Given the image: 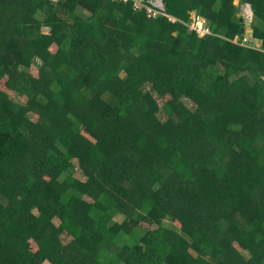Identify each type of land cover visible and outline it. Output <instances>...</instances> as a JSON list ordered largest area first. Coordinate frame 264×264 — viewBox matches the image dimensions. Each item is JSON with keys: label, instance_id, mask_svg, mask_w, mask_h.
<instances>
[{"label": "trees", "instance_id": "16d2710c", "mask_svg": "<svg viewBox=\"0 0 264 264\" xmlns=\"http://www.w3.org/2000/svg\"><path fill=\"white\" fill-rule=\"evenodd\" d=\"M240 1L256 43L235 0H0V264H264V0Z\"/></svg>", "mask_w": 264, "mask_h": 264}, {"label": "rangeland", "instance_id": "374dc122", "mask_svg": "<svg viewBox=\"0 0 264 264\" xmlns=\"http://www.w3.org/2000/svg\"><path fill=\"white\" fill-rule=\"evenodd\" d=\"M235 4L240 6L241 8V11H240V14H245L244 17H245V20L247 21L248 23V26H247V31H248V37L246 38L245 42L247 43H256V39L253 38V35H252V28H251V23H250V20L247 19V13L245 12V10L242 8L243 6L245 5H241V1L240 0H235ZM192 15L195 17L196 15V12H193ZM175 20H177L176 18H174ZM249 21V22H248ZM207 27L211 30L209 24H207ZM44 31H48L47 28L44 29ZM41 65V62L39 60H35V62L33 63L32 67H31V73L34 74L35 76H38L39 75V67ZM122 76L123 77H126V74L125 73H122ZM7 92L10 93L11 97L18 101V102H21L22 104L26 103L27 101V98L25 96H20L18 95L17 93H15L14 91L6 88ZM186 103L189 107L191 108H194L195 107V104L190 101L189 99H186ZM75 165H76V171H75V176L81 180H87V177L81 172L80 168H79V164H78V161L75 160L74 161ZM114 220L115 221H118V222H123L126 220V216L122 215V214H118L114 217ZM54 222L59 225L60 224V219L59 218H55L54 219ZM149 224L147 223H142L141 225H139V228L137 227L138 225L135 224V229L136 231L138 232L139 235L141 236H144L146 234V232L148 231V226ZM151 228H156L155 225H152ZM44 264H52L50 263L49 261H46Z\"/></svg>", "mask_w": 264, "mask_h": 264}, {"label": "built area", "instance_id": "2783aa9c", "mask_svg": "<svg viewBox=\"0 0 264 264\" xmlns=\"http://www.w3.org/2000/svg\"><path fill=\"white\" fill-rule=\"evenodd\" d=\"M57 1V0H54ZM137 6H142V2L141 1H137L136 2ZM149 14L152 16L154 15L155 17H158L160 14H165V2L164 0H149V4L146 5ZM245 12L247 13V19L250 20V23L253 20V12L252 9L250 7V4H245V6L242 7ZM245 15V14H244ZM170 20L172 21H176L174 19V17L169 16ZM249 22V21H248ZM207 21L205 18H203L200 15H195V17L193 16V20L190 23V27L197 31L198 34L200 36H205L207 33H210V29L207 27Z\"/></svg>", "mask_w": 264, "mask_h": 264}, {"label": "water", "instance_id": "95a60500", "mask_svg": "<svg viewBox=\"0 0 264 264\" xmlns=\"http://www.w3.org/2000/svg\"><path fill=\"white\" fill-rule=\"evenodd\" d=\"M250 7H251V9H252V6L250 5ZM252 12H253V10H252ZM254 14V13H253Z\"/></svg>", "mask_w": 264, "mask_h": 264}]
</instances>
